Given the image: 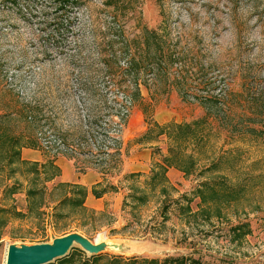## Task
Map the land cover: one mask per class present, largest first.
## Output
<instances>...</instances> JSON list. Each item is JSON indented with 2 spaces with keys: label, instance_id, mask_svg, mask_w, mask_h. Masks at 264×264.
Here are the masks:
<instances>
[{
  "label": "rangeland",
  "instance_id": "374dc122",
  "mask_svg": "<svg viewBox=\"0 0 264 264\" xmlns=\"http://www.w3.org/2000/svg\"><path fill=\"white\" fill-rule=\"evenodd\" d=\"M254 95H264V0H0V264L10 244L71 231L154 264H264ZM184 122L193 134L171 136ZM170 145L189 172L162 170ZM51 158L57 171L23 161ZM82 175L98 180L99 206L87 194L84 208L55 214L59 183L85 185Z\"/></svg>",
  "mask_w": 264,
  "mask_h": 264
},
{
  "label": "trees",
  "instance_id": "16d2710c",
  "mask_svg": "<svg viewBox=\"0 0 264 264\" xmlns=\"http://www.w3.org/2000/svg\"><path fill=\"white\" fill-rule=\"evenodd\" d=\"M251 99H252V104L250 106L255 107L253 105V103H254L258 107L264 108V95L261 97L255 96L254 98H253V96H251ZM26 116H29L30 118L32 117V116H30V114H27ZM224 121H225V123H232L233 127L236 125V122H234L233 120H224ZM202 122H206V120H202ZM245 125H247V124H245ZM182 128H187V130H188L187 133H185V136H189V135L193 134L192 124L189 122H184V123H176V124L171 125V130H170L171 136H173L175 134V131L177 129H182ZM235 129L236 130L240 129V131H241V128H235ZM246 130L247 131L250 130L251 132H255L256 128L248 125L245 127V131ZM199 137H200L199 140L203 139V136H199ZM36 139L37 138H34L32 141H29V143L35 144L37 141ZM108 150H106V152ZM103 151L105 152L104 149H103ZM181 153H182L181 150L174 148L173 146L170 145L168 148V153L163 156V158L160 162V166L162 167V170H165L167 168V165H172V166L179 165L188 171L189 168L187 169L188 166H186L185 162L183 161V159H182L183 154H181ZM16 158H21L19 148L14 150V152H9L6 159L9 163H11ZM184 158H186V157H184ZM23 161L32 163L33 169L35 171H37L38 173L40 172V168H39L40 164L44 167V170H43L44 172H47L49 169H51L49 167L55 168L56 171L58 170V166H57L54 158H51L44 163H40L37 160L33 161V160H27V159H23ZM190 163H195V161L191 160ZM211 165H210V168H212ZM56 173L57 172L53 171L51 176H54ZM159 173L160 172L158 171L157 174L159 175ZM156 179L157 178H155V180ZM211 181H214V180H208V181L205 180L202 183H203V185H205V184L211 183ZM216 182L221 183V180L216 181ZM59 184L65 186L66 189H65L64 195L60 198L59 202L54 206L55 214L58 215L59 212L61 211L62 207L65 206L66 204H71L73 207H80V208L85 207V199H86V196L88 194V188L86 185H83L81 183H64V182L59 183ZM28 191H29V194L33 193V195L38 193V192H41V191L36 192L34 190V188L33 189L29 188ZM200 191H201V189H200ZM93 192L97 196H99V195H101L102 191L97 190V188H93ZM2 209H6V208L4 206H1L0 210H2ZM105 255H110V256L107 257L106 259H104ZM75 257L78 259H76ZM55 260L59 261L60 264H63L65 262H67L68 264H154L157 261V259H155V258L148 259V258L140 256V255H133L130 257L125 256V258L123 255L108 254V253H103V252L92 253V254L87 255L85 250H83L81 247H78V246H73L66 255H64L62 257H58ZM163 261L166 262L167 259L166 260L164 259ZM183 262H184L183 260H178V261H176V264H182Z\"/></svg>",
  "mask_w": 264,
  "mask_h": 264
},
{
  "label": "water",
  "instance_id": "95a60500",
  "mask_svg": "<svg viewBox=\"0 0 264 264\" xmlns=\"http://www.w3.org/2000/svg\"><path fill=\"white\" fill-rule=\"evenodd\" d=\"M76 244L91 253H99L106 248L102 241L95 243L81 232L71 231L54 236L52 241L10 244L6 264H46L66 255ZM118 247L124 248V243H119Z\"/></svg>",
  "mask_w": 264,
  "mask_h": 264
},
{
  "label": "crops",
  "instance_id": "0c3cea01",
  "mask_svg": "<svg viewBox=\"0 0 264 264\" xmlns=\"http://www.w3.org/2000/svg\"><path fill=\"white\" fill-rule=\"evenodd\" d=\"M29 157H31V156H29ZM32 158H34V159H38V157H36V156H32ZM63 175V177L64 178H61V180H63V179H67V176H66V173L65 172H63V174H61V176ZM77 180L78 181H81V182H83V183H85V185H87L88 184V182H87V180H88V177L86 176V175H82L81 177H77ZM98 180H93L92 182H89L90 184H94L95 182H97ZM79 183V182H78ZM92 185H90V187L89 186H87L88 188H89V190H88V203L90 204V205H92V206H96V207H98L99 205L98 204H100V202L98 201V200H96V198L95 197H93L92 195H94L93 193H92V191H91V188H92Z\"/></svg>",
  "mask_w": 264,
  "mask_h": 264
},
{
  "label": "bare ground",
  "instance_id": "6f19581e",
  "mask_svg": "<svg viewBox=\"0 0 264 264\" xmlns=\"http://www.w3.org/2000/svg\"><path fill=\"white\" fill-rule=\"evenodd\" d=\"M102 242H103V244H104V246L106 248H118V244H119V242L112 241V240H105V241H102Z\"/></svg>",
  "mask_w": 264,
  "mask_h": 264
}]
</instances>
